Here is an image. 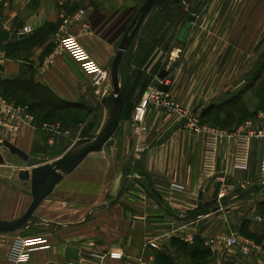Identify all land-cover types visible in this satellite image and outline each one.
Instances as JSON below:
<instances>
[{
  "label": "crops",
  "instance_id": "obj_1",
  "mask_svg": "<svg viewBox=\"0 0 264 264\" xmlns=\"http://www.w3.org/2000/svg\"><path fill=\"white\" fill-rule=\"evenodd\" d=\"M254 4L260 5L259 10L251 19L248 17L241 31L239 27L234 29L235 35L242 32L237 45L246 51L264 32V0H254ZM81 10L84 14L80 15ZM137 13L136 0H8L0 16V94L15 103L21 97L31 100L34 83L47 88L62 104L67 102L86 111L85 104L90 106L89 101L98 99L96 105L103 106L101 101L110 85L95 84L93 77L60 48L59 37L64 33L76 36L94 60L107 69ZM66 19L68 24L64 23ZM26 26L31 31L24 32ZM19 107L30 111L27 103ZM161 112L151 109L145 114L151 133L145 152L136 151L142 138L125 140L123 145L118 140L110 142L118 135L117 128L101 152L92 153L80 164L86 163L85 169L97 173L98 181H103L101 189L93 194L96 199L86 205L88 209L78 207L79 212H85L82 218L50 219L63 225L38 224L40 233L26 235L27 239H46L50 245L33 252L27 264H71L89 246L108 251V264H158L155 254L164 249L170 251L173 264H192V249L204 248L200 240L221 230H236L264 240V222L253 218L255 212L264 213L261 140L254 139L250 168L245 171L234 167L232 143L225 142L219 152L218 172L207 178L202 175L204 134L188 131L179 118L174 120ZM136 114L134 110L132 117L125 119V130L136 121ZM241 124L223 129L236 131ZM37 139L38 132L25 126L21 135L10 141L28 153ZM142 170L152 181L139 175ZM174 185L182 190H174ZM222 190L227 195L220 199ZM173 198L185 204L197 203L198 207L188 209L184 203H173ZM31 226L27 229H39ZM21 235L10 233L0 243V264H16L8 252L14 238ZM147 237H158L159 248L148 246ZM206 249L211 264L249 263L235 261L220 246Z\"/></svg>",
  "mask_w": 264,
  "mask_h": 264
},
{
  "label": "rangeland",
  "instance_id": "obj_2",
  "mask_svg": "<svg viewBox=\"0 0 264 264\" xmlns=\"http://www.w3.org/2000/svg\"><path fill=\"white\" fill-rule=\"evenodd\" d=\"M180 1L177 3L175 0H161L148 18H145L146 21H143L142 28L140 26L141 29L137 31L138 38L121 61L119 74L125 88L129 90L136 82L149 78L145 93L151 86L159 85L158 77L166 71L167 76L164 78L169 81L167 86L174 91L182 107L201 113L208 106L209 113L207 117L202 118L204 121L224 128L229 125L238 126L248 118L256 120H259L260 116L264 118V32L255 46L250 51H246L237 45L242 32L240 35H235L236 30L234 31L238 27L241 31L248 23V17L250 16L251 19L260 5L254 4V0ZM145 2L146 0H136L138 13ZM170 8L171 10L175 8L176 12H179L175 18L178 25L172 26L167 35L161 38L162 41L156 43L154 40L150 41L143 31L148 29L147 25L161 17L164 12L168 13ZM182 12L184 15L181 17ZM191 14L196 16V20L189 28L187 38L180 41L179 34L186 26ZM112 64L113 61L109 68L104 69L106 76L103 84L105 85L112 84ZM42 95L56 106L62 105L49 92ZM2 96L16 106L30 104L29 102L35 100L24 102L22 97L20 99L17 96L20 100L15 103L8 96ZM97 100L94 99L96 102L92 100L88 103L92 108L98 109L99 117L95 132L102 129L107 116V109L105 111L100 104L98 107ZM141 100L142 97L137 102L135 111L142 103ZM151 109L162 110L161 114L171 115L170 118L174 120L178 119V116L169 113L166 109L149 103L147 110ZM28 110H30L28 113L33 116L32 127L38 132L35 147L28 153L47 161H53L62 156L78 139L80 123L84 119L86 122L91 120L93 116L73 104L66 110L38 107L28 108ZM125 124V118L122 117L117 132L121 136L115 135V139L110 142L118 140L123 145L125 140L132 142L141 138L138 133L141 124L138 120L130 123L126 130ZM46 125L59 126V130L45 129ZM20 135L21 133L5 132L4 137L14 140ZM2 152L6 163L0 164V219H14L25 212L32 201L31 184L18 176V172L25 167V162L6 150ZM86 166V163H83L73 175L65 177L40 205L37 211L39 216L58 221H71L85 215V212L77 210L78 207L88 209L89 206L86 205L96 199L93 194L101 189L103 184L100 179L98 181L97 173H89L85 169ZM67 190L71 192L68 193ZM31 225L35 228L41 227L37 223ZM27 228L15 233L22 234L19 238H26V235L42 231L40 228L33 230ZM175 264L190 263L175 261Z\"/></svg>",
  "mask_w": 264,
  "mask_h": 264
},
{
  "label": "built area",
  "instance_id": "obj_3",
  "mask_svg": "<svg viewBox=\"0 0 264 264\" xmlns=\"http://www.w3.org/2000/svg\"><path fill=\"white\" fill-rule=\"evenodd\" d=\"M8 0H0V16L3 5ZM84 10L80 11V15ZM76 15L75 18H78ZM69 23V19L64 21ZM30 26H26L23 31H31ZM60 48L66 51L75 61H77L83 70L93 77L95 84H103L105 80L104 68L90 55L87 49L82 45L79 39L68 33L59 37ZM159 85L151 86L149 91L142 95V103L137 107L135 119L141 124L139 137L141 141L136 145V151L143 153L148 148L147 138L150 135V129L146 124L144 117L149 103L166 109L169 113L178 116L183 126L192 133L204 134V148L202 158V175L212 177L218 172V158L220 148L225 142H231V155L233 165L236 169L245 171L250 168L251 152L254 139H260L262 142L261 152V171L264 173V125L262 117L259 120L254 118L246 119L236 131H228L219 126L203 123L198 111L188 110L177 101L174 91L165 89L169 81L167 78H160ZM25 126H33V116L24 108L8 102L6 97L0 95V142L5 140V132L22 133ZM51 131L59 130L58 127L48 126ZM9 140V139H8ZM174 190L181 191L179 185L173 186ZM227 191L222 190L219 198L226 197ZM173 203H184L182 200L173 198ZM188 209L198 207L197 203H184ZM253 218L258 222H264V213L255 212ZM8 234H0V243L7 239ZM158 237H147V245L152 248H159ZM204 244L207 247L220 246L225 253L238 262H251L254 264H264V245L255 239L245 236L236 230H221L204 238ZM50 247L48 241L42 238H14L10 245L8 257L16 264H27L33 252ZM154 260L153 257H149ZM110 253L108 251H98L89 246L81 251L78 260L71 264H108Z\"/></svg>",
  "mask_w": 264,
  "mask_h": 264
},
{
  "label": "water",
  "instance_id": "obj_4",
  "mask_svg": "<svg viewBox=\"0 0 264 264\" xmlns=\"http://www.w3.org/2000/svg\"><path fill=\"white\" fill-rule=\"evenodd\" d=\"M153 2L154 0H146L142 5L118 46L111 68L112 84L101 101L107 109V116L99 132H95L99 115L97 110L92 109L93 117L81 127L76 142L62 156L53 161L31 155L8 139L0 142V164L4 165L6 163L2 149L22 159L25 162V167L18 172V176L21 180L30 182L32 195L31 203L20 216L14 219H0V234L15 233L35 223L57 227L63 225L57 221L39 216L37 214L38 208L66 175L71 174L92 153L101 152L116 132L121 120L124 102V85L119 74L120 64ZM195 20L196 16L194 14L188 17L186 26L179 34L180 41L184 40ZM166 73V71H163L160 77L164 78ZM139 175L152 181L150 174L144 170L140 171ZM202 198L203 193L201 192L199 206L202 205Z\"/></svg>",
  "mask_w": 264,
  "mask_h": 264
},
{
  "label": "trees",
  "instance_id": "obj_5",
  "mask_svg": "<svg viewBox=\"0 0 264 264\" xmlns=\"http://www.w3.org/2000/svg\"><path fill=\"white\" fill-rule=\"evenodd\" d=\"M160 1L161 0H154L152 6L150 8V11L148 12V14L146 16V19L148 18L150 13L154 10V7ZM175 1L177 3L181 2L180 0H175ZM189 2H190V0H189ZM171 8L169 9L168 13L164 12L161 17H159L158 19H155V21H153L151 24H148L147 25L148 29L143 31L146 34L145 36H147L150 39V41L154 40L155 41L154 43H156L157 41H162L163 39H161V38H163V37H165L167 35V33L169 32V29H171L172 26H177L178 25V22L175 21V18H176V16H178L179 12L177 13L175 8L173 10H171ZM170 11H171V13H170ZM180 14H181V17H182L184 15V12H182ZM158 16H160V15H158ZM146 19L144 20V22L146 21ZM144 22L142 24H144ZM142 24H141V28L143 26ZM166 25H167V27H166ZM137 38H138V32L135 35L133 41L131 42L126 54L130 50V48L133 46V44H134V42H135V40ZM120 66H121V64H120ZM148 79L149 78H146L142 82H140V81L136 82V84L132 85L129 88V90H127L125 88V85H124V102H123V112H122L121 119H122V117H124L125 119H128V118L132 117V113L135 110L137 102L142 97L144 91L146 90V88H147V86L149 84V80ZM32 85H33V89H32V93L31 94L33 95L32 99H35V100L29 102L30 99L25 98V97H24L25 98L24 99L22 97L24 99V102H29L30 103L29 104V109L30 108L32 109L33 107H38L40 109L49 108L51 110H55V109H57V110H66V109L71 107V104H68L67 102H64L60 106H56L55 104H53L52 101L47 100V98L42 97L43 96L42 93H46V92H49L50 95H52L51 92L47 88H45V87L42 88L40 85H36L34 83H32ZM163 88L170 89L168 86H163ZM84 109L88 112V114H93L92 109H94V108H92L91 106L85 104ZM82 111H83V109H82ZM222 112H225V111H222ZM208 113L209 112H208L207 107L205 108V111H201V113H199L200 117H201V120H202V118L207 117ZM46 114H49V113L46 112ZM202 122L203 123L212 124V123H209V122L204 121V120H202ZM85 123H86V121L84 119L80 124L84 125ZM213 125H215V124H213ZM251 238L255 239L256 241H258L259 243H262L264 245L263 238L258 239V238H254L252 236H251ZM200 242L202 243V246L204 247V239L200 240ZM206 248H208V247L205 246L204 248H193L192 249V253H193L192 254V262H191L192 264H211L209 262V256H210L209 252L210 251H208V249H206ZM155 257H156V259L158 261V264H173L172 256H171V253H170V251L168 249H164V250H161V251L157 252L155 254Z\"/></svg>",
  "mask_w": 264,
  "mask_h": 264
},
{
  "label": "flooded vegetation",
  "instance_id": "obj_6",
  "mask_svg": "<svg viewBox=\"0 0 264 264\" xmlns=\"http://www.w3.org/2000/svg\"><path fill=\"white\" fill-rule=\"evenodd\" d=\"M135 37V36H134ZM134 39V38H133ZM133 41V40H132ZM167 76V74L165 75V77ZM3 150V149H2Z\"/></svg>",
  "mask_w": 264,
  "mask_h": 264
}]
</instances>
